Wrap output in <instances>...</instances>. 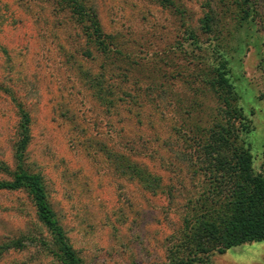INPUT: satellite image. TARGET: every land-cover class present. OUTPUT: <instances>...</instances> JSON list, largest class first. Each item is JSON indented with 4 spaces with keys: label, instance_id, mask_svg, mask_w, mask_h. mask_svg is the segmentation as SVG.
Returning a JSON list of instances; mask_svg holds the SVG:
<instances>
[{
    "label": "rangeland",
    "instance_id": "obj_1",
    "mask_svg": "<svg viewBox=\"0 0 264 264\" xmlns=\"http://www.w3.org/2000/svg\"><path fill=\"white\" fill-rule=\"evenodd\" d=\"M80 1L95 12L111 55L99 51L105 48L65 1L0 0V161L15 168L20 105L30 116L26 167L42 177L82 262L179 264L191 227L187 201L203 187L186 166L195 154L189 147L218 121L209 85L214 49L229 59L252 123L253 171L264 177V0L247 2L253 26L240 25L232 2ZM208 8L215 13L211 33L201 25ZM112 97L113 106L105 101ZM113 152L160 179L122 175ZM38 231L44 233L27 197L0 193V244ZM0 264L58 263L30 246ZM192 264H264V242Z\"/></svg>",
    "mask_w": 264,
    "mask_h": 264
},
{
    "label": "trees",
    "instance_id": "obj_2",
    "mask_svg": "<svg viewBox=\"0 0 264 264\" xmlns=\"http://www.w3.org/2000/svg\"><path fill=\"white\" fill-rule=\"evenodd\" d=\"M62 1L70 6L69 13L72 12L74 16V12H77L82 16L80 22L89 30L91 41L105 48L99 51L111 55L114 51L106 49L111 43L102 34L95 12L85 8L80 0ZM217 1L221 5L228 2L234 4L235 17L241 26H253L255 23L256 13L252 6H248V0ZM201 25L204 32L213 31L215 13L211 8L205 13ZM190 38L195 40L192 34ZM213 56L209 85L219 101L218 121L212 124L205 136L194 139V145L189 147L195 154L187 155L186 166L192 176L202 180L203 187L201 195L187 201L193 206L188 219L191 227L184 236L185 251L179 264H192L215 253L224 254L242 244L264 242V177L253 171V157L247 142L252 123L240 105L241 97L232 80L229 59L222 51L215 49ZM105 101L112 106L116 102L113 97ZM16 107L19 128L14 147L15 168L11 170L0 161V174L7 177L0 180V193L24 194L32 204L36 222L44 233L38 231L5 239L0 244V258L31 246L52 257L58 264H84L70 245L50 206L42 177L26 167L25 155L31 140L30 116L20 105ZM113 153L111 157L118 158L116 170L122 175L138 179L141 183H154L160 179L130 157Z\"/></svg>",
    "mask_w": 264,
    "mask_h": 264
}]
</instances>
